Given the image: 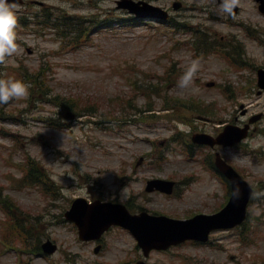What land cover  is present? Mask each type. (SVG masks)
<instances>
[{
	"label": "rangeland",
	"instance_id": "rangeland-1",
	"mask_svg": "<svg viewBox=\"0 0 264 264\" xmlns=\"http://www.w3.org/2000/svg\"><path fill=\"white\" fill-rule=\"evenodd\" d=\"M118 1L48 0L49 13L58 18L66 39L54 31L40 37L17 18V51L11 60L0 65V78L27 74V80L42 83H34L36 91L31 96L0 105V193L9 195L20 206L23 214L19 208L16 213L21 221H33L31 243L51 238L59 246L49 259L30 252L23 257V264H76L68 262L70 256L83 264L85 257L100 262L107 258L128 261L142 255L135 239L121 229L108 235L107 248L98 255L92 244L79 243L75 227L65 221L64 214L68 200L82 193L79 188H71V182L79 186L81 177L88 179L92 192L122 203L145 200L138 195L141 184L135 183L136 179L170 177L179 182V196H170V200L154 196L150 203L153 207L170 209V214L179 217L217 212L226 205L228 197L225 184L207 162L215 152L231 161L257 191L249 223L245 229L214 234L208 245L187 243L167 254L153 253L150 262L189 264L199 259L201 264H262L264 93L257 95V84L250 82L257 78L256 70L264 67V45L249 38L239 24L261 31L264 14L253 0H237L242 6L238 15L225 13L216 0H183L184 8L173 12L175 21L184 29L176 33L169 23L134 20L127 11L117 8ZM143 1L170 9L176 0ZM33 9L38 11L39 7L34 5ZM23 10L24 7H15L17 17ZM70 17L75 30L83 23L86 30L90 28L87 32H92L83 46L75 41V50L70 43L78 33L73 38L68 27H64L68 22L64 19ZM189 28L196 32L208 28L220 37H237L245 45L247 55L242 59L248 64L237 70L220 54L196 55L190 46L196 38L186 30ZM259 35L264 40L262 32ZM27 48L34 53L29 54ZM193 60L199 61L194 83L179 88V78ZM45 85L54 96L75 101L74 110L83 112L77 120H65L66 113L59 115L60 108L56 106L60 101L51 104L37 91ZM192 100L209 106V110L196 109ZM169 101L170 116L177 119L161 121L154 127L138 124L137 111L152 107L162 112ZM208 113L214 116L201 115ZM261 113L263 117L253 124L257 129L246 146L212 149L191 141L196 130L217 135L225 126L243 127L252 116ZM164 139L166 145L160 146L159 141ZM141 157L147 164L137 167ZM29 158L38 162H28ZM28 164L36 168V174L44 170L56 187H65L61 196L46 195L35 182L23 181V167ZM46 187V192H56L50 185ZM4 218L8 222L0 209V221ZM247 234L249 238L245 237ZM16 242L19 240L9 239L10 244ZM19 261L16 251H6L0 244V264Z\"/></svg>",
	"mask_w": 264,
	"mask_h": 264
},
{
	"label": "water",
	"instance_id": "water-1",
	"mask_svg": "<svg viewBox=\"0 0 264 264\" xmlns=\"http://www.w3.org/2000/svg\"><path fill=\"white\" fill-rule=\"evenodd\" d=\"M16 1V0H12ZM161 13V11L157 10ZM140 13V12H138ZM245 134H239L234 137H229L227 135L222 136L219 142L224 144H233L235 141L240 140ZM202 142H209L207 140H202ZM228 175L231 177L232 181L238 188V200L234 198L228 208L216 217H204L200 216L190 222L180 223V222H167L161 224L160 220L153 219L155 221L142 219V220H126L124 211L121 207L109 208L108 210H99L96 215H104L103 219H106L105 224H111L113 222L121 223L140 236L142 232L144 238H141L143 242V247L148 252L153 247L156 248H166L169 244H177L186 239L195 238L199 240H207L208 234L211 230L222 227H232L240 223L244 217L245 207L250 196V189L248 186L240 179V177L233 172L230 168H226ZM114 210L121 212L122 216L116 218L114 216Z\"/></svg>",
	"mask_w": 264,
	"mask_h": 264
},
{
	"label": "clouds",
	"instance_id": "clouds-1",
	"mask_svg": "<svg viewBox=\"0 0 264 264\" xmlns=\"http://www.w3.org/2000/svg\"><path fill=\"white\" fill-rule=\"evenodd\" d=\"M236 3L237 0H220L219 7L225 13L231 15L234 12ZM15 7L16 5L12 0H0V63L11 60L18 48L15 31L17 24ZM198 68L199 61L193 60L192 64L179 78L178 87L185 88L193 84ZM28 95L29 85L23 80L14 77L0 78V105H7L10 101Z\"/></svg>",
	"mask_w": 264,
	"mask_h": 264
}]
</instances>
